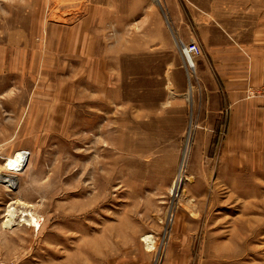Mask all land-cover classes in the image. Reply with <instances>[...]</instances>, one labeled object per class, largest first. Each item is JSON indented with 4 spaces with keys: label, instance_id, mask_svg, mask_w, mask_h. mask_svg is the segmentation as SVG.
<instances>
[{
    "label": "rangeland",
    "instance_id": "obj_1",
    "mask_svg": "<svg viewBox=\"0 0 264 264\" xmlns=\"http://www.w3.org/2000/svg\"><path fill=\"white\" fill-rule=\"evenodd\" d=\"M213 28L264 44V0H0V264H264V138L200 71Z\"/></svg>",
    "mask_w": 264,
    "mask_h": 264
},
{
    "label": "crops",
    "instance_id": "obj_2",
    "mask_svg": "<svg viewBox=\"0 0 264 264\" xmlns=\"http://www.w3.org/2000/svg\"><path fill=\"white\" fill-rule=\"evenodd\" d=\"M207 62L200 61V71L212 76L227 104V129L264 138V97L248 96L252 88L264 84V44L239 42L223 29L213 28ZM258 50V51H256ZM204 77L208 78L207 75ZM23 264V263H21Z\"/></svg>",
    "mask_w": 264,
    "mask_h": 264
},
{
    "label": "built area",
    "instance_id": "obj_3",
    "mask_svg": "<svg viewBox=\"0 0 264 264\" xmlns=\"http://www.w3.org/2000/svg\"><path fill=\"white\" fill-rule=\"evenodd\" d=\"M181 51L183 53L187 66L190 67V65L193 66L190 58L198 55L200 53V48L198 44H196L194 41H189L187 44L181 42ZM247 95L249 97L255 95L264 96V86H260L259 88H255V89L254 88L250 89Z\"/></svg>",
    "mask_w": 264,
    "mask_h": 264
},
{
    "label": "bare ground",
    "instance_id": "obj_4",
    "mask_svg": "<svg viewBox=\"0 0 264 264\" xmlns=\"http://www.w3.org/2000/svg\"><path fill=\"white\" fill-rule=\"evenodd\" d=\"M191 62H192V59L190 58ZM193 63V62H192ZM191 66V65H190ZM24 153L22 151L20 152H17L16 153V156L13 160H11V163L9 164V167L11 169H17L19 168L20 165L24 164L23 162L25 161L24 160ZM177 178V177H176ZM11 179H14V177L12 178H7V180H11ZM179 179V178H178ZM177 188V182L175 181V183H173V189H176ZM25 221H27V223H32L34 225L37 226V220L35 217L32 216V214L30 215L29 218H24ZM143 241L145 242L146 246L147 247H153V242H152V238H151V235H145L143 238ZM151 249V248H150Z\"/></svg>",
    "mask_w": 264,
    "mask_h": 264
}]
</instances>
